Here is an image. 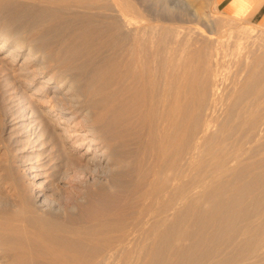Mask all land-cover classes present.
Listing matches in <instances>:
<instances>
[{
    "label": "bare ground",
    "instance_id": "6f19581e",
    "mask_svg": "<svg viewBox=\"0 0 264 264\" xmlns=\"http://www.w3.org/2000/svg\"><path fill=\"white\" fill-rule=\"evenodd\" d=\"M180 1L191 6L193 0ZM175 3L0 0V48L7 46L11 61L22 52L20 74L29 81L57 82L58 95L44 94L46 111L65 124L63 131L49 130L46 153L35 154L43 160L34 162L30 185L20 180L9 157L0 158L5 171L0 189L7 193L0 203V264H112L119 253L126 264L132 250L149 256L164 243L168 252L174 248L177 236L169 227L178 201L190 207L196 200L193 187L214 181L200 177L180 183V178L205 151L218 123L213 98L193 141L184 132L190 127L180 131L192 116L187 78L199 70L196 63L205 53L201 46L182 49L183 41H163L154 27L166 22L168 31L178 27L176 21H193L197 30H212L204 28L211 23L196 8L185 12L192 19L186 14L179 19ZM180 133L187 142L181 156ZM59 183L68 190L55 198ZM132 205L133 216L128 214ZM138 233L142 239L132 245ZM145 257L135 261L145 264Z\"/></svg>",
    "mask_w": 264,
    "mask_h": 264
},
{
    "label": "rangeland",
    "instance_id": "374dc122",
    "mask_svg": "<svg viewBox=\"0 0 264 264\" xmlns=\"http://www.w3.org/2000/svg\"><path fill=\"white\" fill-rule=\"evenodd\" d=\"M175 2L179 19H184L185 12L196 8L203 15L201 19L211 23V27L207 24L204 28L212 30L211 34L197 30L193 21H176L178 23L174 24L178 27L168 31L166 22L159 21L154 27L161 32L163 41H183L182 49L201 46L205 53L196 63L199 69L196 75L191 73L187 78L192 90L193 114L190 112L192 116L182 122L183 128L180 123V131L190 127L191 130L184 132L190 133V140L194 139L213 98L216 126L221 128V131L214 128V134L203 146L205 151L194 156L193 167L180 178V183L187 179L196 182L200 177L214 181L204 187H193L196 200L190 207H186L184 201H178L174 226L169 227L177 240L170 252L165 243L149 256L132 250L126 264H137L135 260L141 256H151L150 259L145 257L148 260L145 264H264V31L260 29V22L223 14L214 0H193V6L184 5L180 0ZM186 16V20L193 18L190 14ZM6 47L0 48V158L9 157L8 163L20 175V180L30 185V176L35 173L30 171L34 162L43 160L40 156L35 158V154L42 150L46 153L51 142L49 130L63 131L61 126L65 124L57 123L55 112L46 111L49 101L44 94L58 95L53 91L57 82L42 86V77L29 81V75L20 74L24 64L22 52H16L15 60L11 61V57L5 56ZM212 86L217 87L214 95L211 94ZM180 135L186 136L180 133L179 141L183 142L177 144V150L183 152L185 147L182 145L186 146L187 142ZM209 141L213 150L211 148L207 153L205 146L209 147ZM181 158L177 160L182 165ZM220 161L226 165L223 166L225 169L219 167L222 172L218 173V166H222L218 165ZM42 166L48 165L43 163ZM167 167L164 166L162 173L168 174ZM4 173L0 170V177ZM134 181L131 178L129 183ZM55 190L54 197L57 198L63 197L68 189L59 183ZM0 195V203H4L7 193L1 191ZM48 198H52L51 195ZM133 203L135 207L136 203ZM133 205L128 211L131 216L135 209ZM140 239L141 234H136L131 239L132 245ZM168 254L170 258L166 260ZM121 258L119 253L112 264H121Z\"/></svg>",
    "mask_w": 264,
    "mask_h": 264
},
{
    "label": "crops",
    "instance_id": "0c3cea01",
    "mask_svg": "<svg viewBox=\"0 0 264 264\" xmlns=\"http://www.w3.org/2000/svg\"><path fill=\"white\" fill-rule=\"evenodd\" d=\"M225 15L249 22L264 21V0H214Z\"/></svg>",
    "mask_w": 264,
    "mask_h": 264
},
{
    "label": "built area",
    "instance_id": "2783aa9c",
    "mask_svg": "<svg viewBox=\"0 0 264 264\" xmlns=\"http://www.w3.org/2000/svg\"><path fill=\"white\" fill-rule=\"evenodd\" d=\"M260 29H261V31H264V21H262V22L260 23Z\"/></svg>",
    "mask_w": 264,
    "mask_h": 264
}]
</instances>
